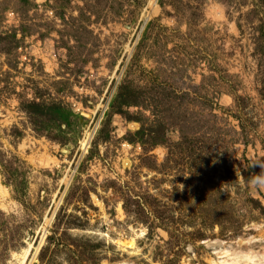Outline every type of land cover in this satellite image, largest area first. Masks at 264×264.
Listing matches in <instances>:
<instances>
[{"label":"rangeland","instance_id":"1","mask_svg":"<svg viewBox=\"0 0 264 264\" xmlns=\"http://www.w3.org/2000/svg\"><path fill=\"white\" fill-rule=\"evenodd\" d=\"M262 171L264 0H0V264L258 253Z\"/></svg>","mask_w":264,"mask_h":264},{"label":"bare ground","instance_id":"2","mask_svg":"<svg viewBox=\"0 0 264 264\" xmlns=\"http://www.w3.org/2000/svg\"><path fill=\"white\" fill-rule=\"evenodd\" d=\"M6 197L7 191L0 185V208L4 207L3 202ZM209 247L215 256L212 264H264V249L257 253L252 250L222 248L220 244L215 243L209 244Z\"/></svg>","mask_w":264,"mask_h":264},{"label":"trees","instance_id":"3","mask_svg":"<svg viewBox=\"0 0 264 264\" xmlns=\"http://www.w3.org/2000/svg\"><path fill=\"white\" fill-rule=\"evenodd\" d=\"M29 110L31 111V113L35 116H38V117H42V118H48L49 116H51V118L54 120V121H58L59 122V125H61L60 123H63L66 118L69 117L70 115V112L66 111V109H63L62 107H60L59 105H37V104H32V105H29ZM239 129H240V136L242 138V141L246 142V139L244 138V135H243V131H244V128L242 125L238 126ZM144 131L140 130L138 132L135 133L134 137H136L138 139V142H140V145L142 146V148H144V145H145V140H143V136H144ZM155 138H158V136H155ZM152 140H156V139H152ZM156 141H152L151 142V145H153V147L156 145ZM246 145V144H245ZM129 202H127V200L125 199L124 202H123V210L124 212L126 213H135L136 211H128V207L129 206Z\"/></svg>","mask_w":264,"mask_h":264},{"label":"clouds","instance_id":"4","mask_svg":"<svg viewBox=\"0 0 264 264\" xmlns=\"http://www.w3.org/2000/svg\"><path fill=\"white\" fill-rule=\"evenodd\" d=\"M262 172H264V171H262ZM257 179H259V177H257Z\"/></svg>","mask_w":264,"mask_h":264}]
</instances>
